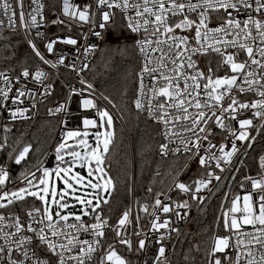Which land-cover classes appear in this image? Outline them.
<instances>
[{
    "label": "snow or ice",
    "instance_id": "6c2138e0",
    "mask_svg": "<svg viewBox=\"0 0 264 264\" xmlns=\"http://www.w3.org/2000/svg\"><path fill=\"white\" fill-rule=\"evenodd\" d=\"M21 9L19 13V22L22 26L27 25L25 19V13L23 12V0H17ZM32 3H37V0H32ZM64 15L66 16H78V19L83 22H87L88 13L84 11H70L72 7L69 0H63ZM99 4L107 5L109 8H122L127 10L129 8L135 11V22L132 17H128V27L133 32H139L141 28L145 32H149L151 29L152 36L155 39H145L144 41H138L140 45L141 53H145L146 49L151 47L152 52H158L159 56L155 58L157 61L156 66L148 67V64H152L153 60L146 57V65L142 69V72L149 73L152 76L153 85L149 89L152 93L148 97V112H158V119L165 125V138L177 136L181 138V144L184 145L185 151H191L196 149L195 155H199V151L202 147V141L208 140V137L212 134L211 130L207 128L210 121H214L216 126L221 130H229L228 125L225 123V119L230 117L232 120H237V113L241 110H254L252 116L258 117L264 120V20L254 19L251 15L247 19L240 21L231 17L229 13V19L225 23L216 28H209L207 20V12L211 10L224 9H237L242 6L245 10L255 11L264 15V0H255V7L250 0H203V3L193 4L191 0L188 3H180L178 0H142V2L130 3L129 0H99ZM39 8H43V5H39ZM185 8L189 11H196L198 8H203V11L199 15V23L189 19L186 15L184 18L175 25L169 23L170 16H177L184 12ZM9 9H12V5L8 0H0V10L8 17L9 27L16 26V12L12 11L11 15H8ZM37 14H39L38 9ZM43 17L41 16V19ZM110 19L109 13H103V20L106 22ZM62 22V21H61ZM4 23L0 20V26ZM31 24L35 26L37 24V15H31ZM101 28L104 24L100 25ZM195 28V42L196 46L193 47L189 43L187 36H179L175 34L176 29H191ZM253 29L255 30L253 32ZM220 34H223L221 36ZM39 35V33H38ZM99 35V33H96ZM232 36V39H224V37ZM161 37H164L161 39ZM259 41V44L254 48L253 43ZM211 41V43H209ZM251 41L252 43H249ZM56 41H51L45 45L47 51L51 53L53 51V45ZM65 44L75 45L77 41L72 38H68L62 41ZM223 44L226 47L238 48L247 55V60L238 62L235 53L224 54L221 52V48L217 45ZM32 49L35 55L39 57L45 64L50 62L44 58L41 52L33 44ZM208 49L215 51L223 56V65L228 66L232 75H225L223 77L212 78L211 75L205 76L204 73L196 71L194 75L186 73L185 69H194L195 64L192 60L193 53L204 52ZM259 55L262 59L255 58ZM58 64H63L64 60L61 58ZM57 63H52L51 67H57ZM256 66L261 69L259 76L254 70H249L252 66ZM211 71V70H210ZM21 75L25 78L32 75L28 70H24ZM0 77L3 78L5 85H9L10 81L7 76L0 73ZM46 78V73L37 70L33 75V79L37 82H42ZM183 81L181 87L180 81ZM191 81V83H189ZM202 81H206L202 83ZM82 84L85 81H81ZM246 85L247 87H245ZM48 88L51 85L47 86ZM91 88V85H88ZM10 87H0V98L7 100L9 98ZM233 90L238 91L240 94L247 92H255L260 99L253 100L251 102H241L233 94ZM25 93L17 89V97L13 99V103H17L20 96H24ZM146 95L144 93V85L141 83V96ZM203 97V98H202ZM158 98H163V102H160ZM228 99L231 103L224 106V101ZM155 101V103H154ZM135 106L137 109H143L144 104L141 98L135 100ZM57 108L55 111L62 110ZM84 108H95L96 105L91 99H85L83 101ZM190 107L196 108V113H189ZM172 109L177 114L169 112ZM208 109V111H205ZM216 109L219 110L217 114ZM23 110L14 111L11 113L15 118L17 114L21 117L24 115ZM210 113V114H209ZM225 114H228L226 117ZM100 123L97 124L95 120L85 119L83 121L85 129L103 128L104 131H97L94 134L95 146L90 145L87 137L89 133L87 131H68L64 134L62 142L56 148V160L60 164L67 163L68 166L60 167L59 165L49 170L47 168L42 169V177L39 178L38 184L33 185L32 180H27V184L30 187H35L38 191H29L28 188H21L18 192L6 194L0 196V199H6L8 195L12 199L8 200V203H12L13 200H23L25 196H34L44 203V209L41 213L39 208L34 209L28 213V216L32 220L41 225L39 229L33 227L32 223H29L26 231L29 233H35V237L38 240V246L46 247V251L56 256L57 264H85L86 259H91V254L95 252L94 244H99V240H80L78 238L80 233H88L94 237H103V228L107 225V220H103L99 214L95 216V223L90 225L83 222V216H89L88 208L92 209V212H96V209L100 206V196L97 190L108 191L112 184L110 179H106L107 173L104 170V158L109 151V145L113 139L112 117L107 111H99ZM187 121V124L182 125L183 132L177 133L172 128L167 127L169 124L176 122ZM205 127H201V125ZM239 128L241 131L237 134L234 130H230L231 134L235 137V140L245 141L248 139L249 134L243 129L253 126L252 119H239ZM185 133H191L192 137L185 138ZM200 133H207L201 136ZM71 140L73 143L69 144ZM235 140L232 143L231 151H225V146L221 144L219 151L222 153L220 157H216L211 153V149L215 147L211 141L208 143V148L205 151H209L207 159L199 155V163L201 166H205L208 160H217L216 167L220 168V160H224L225 163H229L231 157L238 151ZM162 149H167L168 145H161ZM178 150V149H177ZM29 151L27 147L14 158L15 163L19 164L21 160L25 158L26 153ZM65 156L70 157V161H65ZM95 165L93 168L92 165ZM76 167L87 168V177L81 175L79 172L74 171ZM261 167L264 168V157L261 158ZM221 171L223 169L221 168ZM53 173L56 180L63 183L64 187L59 189L55 182L52 180ZM8 173L0 171V184L5 182ZM35 178V174H32ZM208 177H212L213 173L208 172ZM216 180L220 177L216 176ZM251 179V178H249ZM95 181V182H93ZM203 179L195 181V192H199L202 188L207 187V183ZM251 185L253 190L256 191L258 199H254L253 193H248L242 198L236 196L232 200L231 208L223 213L224 216V228L230 233H234L237 236L236 256L233 260L232 257H225L229 260L230 264H242L246 259V264H264V252H261L259 260L253 252V247L259 245L264 248V179L256 180L251 179ZM42 186V187H41ZM181 192H191V186L184 183H177L175 185ZM83 189H92V192L81 191ZM81 192L80 195H77ZM43 193V195H41ZM93 196V199H89V196ZM160 194L158 193L157 196ZM51 197V203H49L48 197ZM192 198L196 199L195 193L192 194ZM69 199L75 200L82 206L81 215H77L66 210L75 205L70 204ZM95 201V202H94ZM108 203L107 200L103 201ZM5 205L0 204V207ZM176 208L187 207V201L184 203H177ZM156 208H162L164 213H168L173 209L167 204H162V201L157 198L155 200ZM53 209H56L53 211ZM258 209V210H257ZM147 211V207L143 209ZM34 213L40 215V219L37 221ZM239 214V215H237ZM180 215L179 212L176 213ZM129 213L125 212L123 217L118 221L119 226L125 225L128 221ZM4 216H0V229H2L5 221ZM14 223L9 227L14 228L15 232H3L0 239L4 240V244L0 245V261L4 260V254L7 253L6 264H51L49 259H41L37 255L35 249L30 248L33 243V237L25 236L22 233L25 231L24 226L21 224L18 217L13 218ZM160 217L155 216L152 221V228L159 230L160 228H166L169 225V221L165 220L162 223H158ZM74 221L69 223V221ZM244 226H251L253 231H243ZM117 231V235H119ZM61 239L66 240V243H60ZM123 244H131L127 240L120 241ZM14 246V247H13ZM139 247L143 249L145 247V241L140 240ZM233 247L230 242L229 236L215 237L213 239L212 247L209 251V256L215 257L216 253H223L226 249ZM78 248L79 252L76 255L65 256V253H71L74 249ZM160 255L163 256L164 248L159 249ZM19 253V256L15 254ZM15 257V258H14ZM22 257V258H21ZM127 264V262L111 247L107 251L105 257L101 260V264ZM213 264H223L220 258H216Z\"/></svg>",
    "mask_w": 264,
    "mask_h": 264
},
{
    "label": "built area",
    "instance_id": "2783aa9c",
    "mask_svg": "<svg viewBox=\"0 0 264 264\" xmlns=\"http://www.w3.org/2000/svg\"><path fill=\"white\" fill-rule=\"evenodd\" d=\"M12 5V9H9L8 15H11L12 11L15 10L16 16V26L9 27L8 17L3 14L0 10V20L4 23L0 26L1 31H9L18 33L23 39L25 45L27 46L31 58L35 62L32 67H23L20 69H8L0 66V73H3L9 78L10 84L5 85L4 80L0 77V87H10L9 98L7 100H2L0 98V131L7 129L11 124L28 121L36 117H51L56 119V130L54 134V139L52 145L53 148L47 151L43 159L38 165H36L31 170L24 172L18 176L16 174L12 178L5 179L3 184H0V196L9 194V190L15 186H26L27 180H32L34 183L41 174L42 168L55 169L60 164L56 160V146L62 142L64 134L68 131L76 130L80 132L87 131L90 134H94L97 131H101V128L89 127L85 129L83 121L85 119L95 120L97 124L100 123V117L98 115V110L101 111V105H106L111 111V105L108 100L100 94L96 87L89 81L87 77V70L91 66V63L97 53L101 48L103 37L116 25V23L121 21L125 29L129 32L131 39L133 41L137 59L138 68L136 72V89L133 99V106L139 113H144L153 119L155 123L159 126L160 140L156 147V154L160 158H167L171 156L183 157L181 162L180 170L176 178L171 183L167 191L158 192L160 195L157 196L156 193L150 202H144L138 208L137 203L134 198L132 199V188H131V202L129 209L126 211L129 213L128 221L123 226L118 225V221L123 217L124 213L112 224L109 220L101 213L99 208L96 212L89 211V216H83V222L85 224L95 223V216L99 214L103 220H107V225L103 228L104 236L94 237L91 232L80 233L78 238L80 240H99V244H94L93 247L96 249L95 252L91 254V259H86L85 264H101V260L105 257L109 246H111L126 262L127 264H173V255L178 237L181 231L190 223L194 213L197 209L204 203V201L211 195L215 187L221 180H224L227 184L225 191L223 192L221 198V205L219 210L220 227L215 230L212 234L209 249H208V260L207 264H213L214 259L220 258L223 264H230L229 260L225 257H232L235 259L236 256V246L235 242L237 236L234 233H230L224 228V216L223 213L227 212L231 208L232 200L236 196L242 198L248 193H253L254 199H258L256 195L257 190L252 189L251 179L261 180L264 179V168L261 167V158L264 157V144L261 152L257 156V171L251 172L250 164L245 161L246 155L250 147L252 146L255 139L258 137L260 130L264 125V120L252 116L254 110H241L238 112L237 120H232L230 117L225 119V123L228 125L229 130L219 129L214 121H210L207 128L211 130V135L208 140L202 141V147L199 151V155L204 156L206 159L209 155V151H205L208 148L209 141L212 142L215 147L210 151L216 157H220L222 153L219 151V146L223 144L225 146V151H231V146L235 137L231 134L230 130H234L237 134L241 129L239 128V119H252L253 126L243 129L249 134L248 139L245 141L235 140L236 147L238 151L231 157L229 163H225L224 160H220V168L216 167L217 160H208L205 166H201L199 163V155H195L196 149L191 151H185L184 145L181 144V138L177 136H172L170 138H165V125L162 121L158 119L159 113L153 112L150 114L148 112V97L152 95L149 89L153 85L152 76L149 73L142 72V69L146 65V57L153 60L152 64H148V67L156 66V57L159 56L158 52H152L149 46L145 53H141L140 45L138 41H144L145 39L151 38L155 39L151 34V29L149 32H145L143 28L139 32H133L128 27L129 20L128 17L133 18L135 22V11L132 8L123 10L122 8H109L107 5L99 4V0H69L70 11H84L87 10L88 20L87 22L80 21L78 16H66L64 15V4L63 0H58L56 6L51 9V6L47 4V0H37V3H32V0H23V12L25 13V19L27 20V25L22 26L19 22V13L21 11L17 0H8ZM122 2V0H120ZM130 3L137 2V0H129ZM142 2V0H138ZM180 3H188V0H178ZM255 7V0H250ZM191 3H203V0H191ZM43 5V8H39V5ZM50 6V7H49ZM39 14H37V10ZM203 8H198L196 11H189L185 8L184 12L177 16H171L169 23L175 25L179 23L186 15L189 19L199 23L200 12ZM109 13L110 19L108 21L103 20V13ZM229 13L231 17L237 20L243 21L251 15L254 19L264 20V15L257 13L255 11L245 10L242 6L237 9L229 8L227 11L224 9L211 10L207 12L206 23L209 28H216L225 23L229 19ZM31 15H37V24L33 26L31 24ZM41 16L43 17L41 19ZM62 21V22H61ZM104 24L101 28L100 25ZM255 30L253 29V32ZM39 33V35H38ZM99 33V35H96ZM176 35L187 36L189 38V43L193 47L196 46L194 39L195 28L191 29H176ZM223 36V34H220ZM68 38L75 39L77 44L70 45L65 44L62 41ZM164 37H161L163 39ZM232 36L224 37V39H232ZM51 41H56L53 45V51L49 53L45 45ZM211 43V41L209 42ZM249 43H252L249 41ZM41 52L46 60L50 63L45 64L42 60L35 55L32 49V45ZM259 44L257 40L252 46L255 48ZM264 46V45H262ZM221 48V52L224 54L235 53L238 62H243L247 60V55L242 50L238 48L226 47L223 44L217 45ZM192 60L195 64L194 69L186 68L185 71L189 75H194L196 71L204 73L205 76L211 75L213 79L216 77H223L225 75H232L230 68L223 65V56L211 49L204 52L193 53ZM63 58L64 63L58 64L57 62ZM256 59L261 60L259 55L255 56ZM52 63H57V67H51ZM24 70H28L32 75L25 78L21 75ZM37 70H41L46 73V78L42 82H37L33 79V75ZM211 70V71H210ZM249 70H254L257 75L261 73V69L252 66ZM85 81L84 84L81 81ZM206 81H202L205 83ZM141 83L144 85V93L146 95L141 96ZM181 87L183 86V81H180ZM191 83V81H189ZM51 85L50 88L47 86ZM91 85V88L88 87ZM247 87L246 85H244ZM17 89L25 93L24 96H20L17 103H13V99L17 97ZM233 94L241 102H251L253 100H258L260 97L255 92H247L240 94L238 91L233 90ZM53 96L51 102H48V98ZM141 98L144 104L143 109H137L135 106V100ZM203 98V97H202ZM85 99H91L95 103V108H84L83 101ZM160 102H163V98H158ZM155 103V101H154ZM231 103L230 100L226 99L224 101V106ZM62 110L56 112L57 108ZM24 115L21 117L19 114L15 118L12 117L11 113L18 110H23ZM189 113H196L198 110L194 107L188 109ZM208 111V109H205ZM217 114L219 110L216 109ZM113 112V111H112ZM170 113H175L174 110L169 109ZM210 114V113H209ZM227 117L228 114H225ZM187 121L176 122L169 124L167 127L172 128L173 131L177 133H182V125L187 124ZM205 127V125H201ZM207 133H200L201 136ZM185 138L192 137L191 133H185ZM168 145L167 149H162L161 145ZM95 146V142H93ZM6 148V144L0 140V154L3 149ZM178 149V150H177ZM221 168L223 171H221ZM0 171L7 172V166L1 161L0 157ZM208 172H212L213 176L210 178L207 176ZM17 173V172H16ZM35 174V178L32 174ZM219 176L220 179L216 180L215 177ZM251 178V179H249ZM198 179H203L209 181L207 187L202 188L199 192H195V181ZM177 183H184L186 185L192 186V190L189 193L181 192L175 187ZM195 193L196 199L192 198V194ZM135 194V193H134ZM6 199H0V204H4ZM159 198L162 204H167L173 210L164 213L162 208H156L155 200ZM187 201V207L176 208L177 203H184ZM24 202V201H21ZM19 203H11L9 207L5 205L0 207V216H4L6 219L2 229H0V236L3 232H15L14 228L9 227L14 223V219L18 217L21 224L24 226L25 231L22 233L25 236L33 237V243L30 248L35 249L37 255L41 259H49L51 264H57V257L48 253L46 247L38 246V240L35 237V233H29L26 231L29 223H32L33 227L39 229L40 224L34 222L31 217L28 216L29 212L34 209L39 208L41 213L43 209L40 206H30L24 203L23 205H17ZM147 207V211L143 209ZM258 210V209H257ZM179 212L180 215L177 216L176 213ZM139 214H145L144 219H141ZM36 220L40 219V215L34 213ZM239 215V214H237ZM155 216H159L160 219L158 223H162L165 220L169 221V225L166 228H160L159 230H154L152 228V221ZM74 221H69L73 223ZM243 231L252 232L251 226H244ZM119 231V235H117ZM229 236L230 242L233 247L228 248L223 253H216L215 257L209 256V251L212 247L213 239L215 237ZM127 240L130 242L131 247L128 244H123L120 241ZM140 240L145 241V247L141 249L139 247ZM60 243H66L67 241L61 239ZM4 244V240L0 239V245ZM14 247V246H13ZM163 247V256L160 255L159 249ZM79 249H74L71 253H65V256L78 254ZM253 252L256 259L259 260L261 252H264V248L259 245L253 247ZM19 256V253L15 254ZM15 258V257H14ZM22 258V257H21ZM245 261L242 264H246ZM7 253L4 254V260L0 261V264H6ZM69 264H74V262H69ZM107 264V262H106Z\"/></svg>",
    "mask_w": 264,
    "mask_h": 264
},
{
    "label": "trees",
    "instance_id": "16d2710c",
    "mask_svg": "<svg viewBox=\"0 0 264 264\" xmlns=\"http://www.w3.org/2000/svg\"><path fill=\"white\" fill-rule=\"evenodd\" d=\"M58 0H47L53 9ZM49 6V7H50ZM35 64L27 46L16 32H0V66L8 69L32 67ZM138 59L129 32L121 21L105 35L87 70L89 81L112 105L117 115L114 118L113 139L104 158V170L112 181V189L100 201L99 210L114 223L129 209L132 178L134 176L135 200L139 208L150 202L158 192L167 191L176 178L183 157L160 158L156 147L160 140L159 126L152 118L139 113L133 106L136 89ZM53 96L48 98L51 102ZM56 119L36 117L11 124L0 131V140L6 144L1 151V161L8 165L25 138L31 142L28 157L18 167L16 176L27 172L40 163L52 145ZM264 144V125L247 152L245 161L251 172L257 171V156ZM227 184L221 180L211 195L194 213L190 223L181 231L173 255V264H207L208 249L212 234L220 227L219 210ZM107 200L108 203L103 201ZM24 203L38 206L29 198ZM144 219L145 214H139Z\"/></svg>",
    "mask_w": 264,
    "mask_h": 264
},
{
    "label": "rangeland",
    "instance_id": "374dc122",
    "mask_svg": "<svg viewBox=\"0 0 264 264\" xmlns=\"http://www.w3.org/2000/svg\"><path fill=\"white\" fill-rule=\"evenodd\" d=\"M104 38H105V37H103V39H104ZM100 109H101V111H107V112L110 114V116L112 117V128L110 129V131L113 132V128H114V118H113V115H112L113 113L111 112V110H110L106 105H101ZM72 131H76V130H72ZM101 131H104V129L101 128ZM94 134H95V133H94ZM94 134H90V133H89V135H88V137H87V140H88V142H89L90 145H93V142H95ZM60 143H61V142H60ZM60 143H59V144H60ZM68 143L71 144V143H73V141L69 140ZM59 144H58V145H59ZM58 145H57V146H58ZM57 146H56V148H57ZM70 159H71L70 157L65 156V161H66V162L70 161ZM66 166H68L67 163H65L64 165H61L60 167H66ZM92 167L94 168L95 165L93 164ZM42 169H44V168H42ZM47 169H49L50 171L53 170V169H50V168H47ZM74 171L79 172L81 175H83V176H85V177H87V175H88V173H87V168L76 167V168L74 169ZM42 174H43V173H42V170H41V174H40V176H39L38 179L33 183V185H37V184H38L39 178L42 177ZM106 179H109V178L106 177ZM52 180L55 182V185H56L59 189H62V188L64 187V185H63V183H62L61 181L56 180V178H55V174H54V173H53V176H52ZM93 182H95V181H93ZM112 186H113V184H111V186L109 187L110 190L112 189ZM41 187H42V186H41ZM21 188H28L29 191H38L37 188H35V187H30L29 185H26V186H20V185L15 186V185H14V186L9 190V194H10V193H13V192H18ZM81 191H87V192L91 193V192H92V189H83V190H81ZM97 192H98V194H99L101 200H103V199H104V193H105V191H103V190L101 189V190H97ZM80 194H81V192H78V193H77V195H80ZM41 195H43V193H41ZM4 196H5V195H4ZM29 198H32V199L38 201V202H39L38 206H40L42 209H44V203H43L41 200H39L38 198L34 197V196H25V198H24L23 200H25V199H29ZM88 198H89V199H93V196L90 195ZM9 199H12V197H11L10 195H9L7 201H6L3 205H7V207H9V204H11V203H8V200H9ZM48 200H49V203H51V197H50V196L48 197ZM101 200H100V201H101ZM21 201H22V200H13L12 203H14V202L19 203V202H21ZM68 202H69L70 204L75 205V207H70L69 209L66 210L67 212H72V213H75V214H77V215H81V214H82V213H81V208H82V206H81L80 204H78L75 200H72V199H69ZM94 202H95V201H94ZM27 205H29V204H27ZM55 210H56V209H53V211H55ZM87 211H92V209H91V208H88Z\"/></svg>",
    "mask_w": 264,
    "mask_h": 264
},
{
    "label": "water",
    "instance_id": "95a60500",
    "mask_svg": "<svg viewBox=\"0 0 264 264\" xmlns=\"http://www.w3.org/2000/svg\"><path fill=\"white\" fill-rule=\"evenodd\" d=\"M111 105V104H110ZM111 108H112V111L117 115L116 111L114 110V108L112 107L111 105ZM118 119L120 120L119 116L117 115ZM27 147L29 149V151L26 153L25 155V158L23 160H21V162L19 164L15 163V157L19 154L20 151L23 150V148ZM31 142L28 138H25L23 143L21 144L20 148L15 152V154L13 155L12 159L10 160V162L8 163L7 165V173H8V178H12L16 172H17V169L18 167L22 164V162L28 157L30 151H31ZM192 188V186H191ZM109 190L108 191H105L104 193V197L107 196ZM135 193V189H134V176L132 178V199L134 198V194Z\"/></svg>",
    "mask_w": 264,
    "mask_h": 264
}]
</instances>
